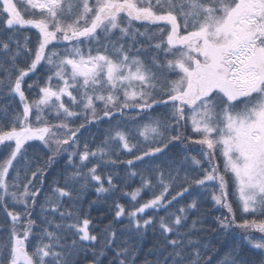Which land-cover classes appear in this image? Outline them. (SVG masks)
Instances as JSON below:
<instances>
[{
    "label": "snow or ice",
    "instance_id": "1",
    "mask_svg": "<svg viewBox=\"0 0 264 264\" xmlns=\"http://www.w3.org/2000/svg\"><path fill=\"white\" fill-rule=\"evenodd\" d=\"M0 153V264H264V0H0Z\"/></svg>",
    "mask_w": 264,
    "mask_h": 264
},
{
    "label": "trees",
    "instance_id": "2",
    "mask_svg": "<svg viewBox=\"0 0 264 264\" xmlns=\"http://www.w3.org/2000/svg\"><path fill=\"white\" fill-rule=\"evenodd\" d=\"M25 35L31 37L33 43L35 42L36 35H37L35 29H29L27 27L21 29V32H20L21 39ZM40 75H41L40 73H37V76H40ZM35 79L36 78L33 77V80H35ZM33 80H29L28 82L32 83ZM35 95H36V93L32 92L30 94V98H34ZM65 99H67V98H65ZM107 127H108L107 123H104V124H101L98 126V128L100 130H103ZM93 138H95L94 141H93ZM83 139L89 140L90 145L94 147L95 144L99 143V141L101 139V133H100V131L97 130V127H92L88 131H84ZM31 143H32V147L28 148L29 156H35L37 154L43 155V152L45 151L43 149V146L38 141L37 142H31ZM191 147L196 149V151L190 152V155H197V152L199 151V146L198 145H192ZM2 157H3V153H0V158H2ZM129 158L130 157L126 156V155L120 156V160H122V161L129 159ZM219 162H220L221 167H222V159ZM62 165H63V161H61V166ZM140 168H143V165H140ZM58 170H59V168H57V171ZM126 170H127V165L120 164V165L115 166V167L109 166L108 168H105L102 171L104 173H108V172L118 173L120 180H118L117 183L120 184L122 191L123 192H131L132 190H134L135 188H137L139 186L140 178H139V176L130 177V178L127 177ZM142 195H144L145 199L149 198L148 195H146V194L142 193ZM95 199H96L95 193L92 191H89V193L84 198L83 208L86 212L89 213V215L91 216V218L94 221L99 223L101 220H103V223L106 224L108 222V220L111 218V216L108 212V205L111 204L112 200L116 199L120 203L124 204L125 207H129V201L131 198H130V196H122L121 193L118 192V193H116V195L114 197L107 198V203L93 204L91 206V208H89V202L93 201ZM202 212L208 218L209 223L214 219V217L220 216L221 214H227L226 209H222V208H219L218 206H214L210 202L207 203L203 207ZM2 217H3V213H0V219H2ZM150 242H151V238L149 237V240L147 241V243H150Z\"/></svg>",
    "mask_w": 264,
    "mask_h": 264
}]
</instances>
